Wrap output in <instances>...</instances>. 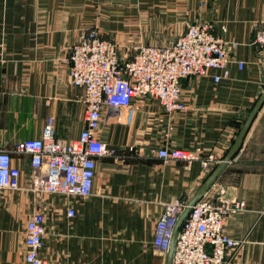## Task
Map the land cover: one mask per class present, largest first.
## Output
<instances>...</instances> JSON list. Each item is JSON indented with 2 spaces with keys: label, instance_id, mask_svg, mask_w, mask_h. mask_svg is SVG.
Instances as JSON below:
<instances>
[{
  "label": "crops",
  "instance_id": "obj_1",
  "mask_svg": "<svg viewBox=\"0 0 264 264\" xmlns=\"http://www.w3.org/2000/svg\"><path fill=\"white\" fill-rule=\"evenodd\" d=\"M202 21L236 43L228 77L215 82L210 71L182 79L186 107L170 115L147 99L128 121L105 115L99 136L117 156L97 159L91 195L37 199L26 189L28 157L12 153L21 186L0 200V264H24L23 229L38 207L45 212L40 254L47 264H167V253L152 247L157 218L166 203L194 197L264 91V50L253 42L264 24V0H0V145L7 148L38 137L49 116L57 138L78 136L84 92L68 72L70 47L83 29L114 41L124 61L138 46L170 44ZM164 144L198 159L188 167L162 159L152 148ZM209 154L220 162L203 166ZM206 193L245 202L225 220V232L244 241L229 264H264V102Z\"/></svg>",
  "mask_w": 264,
  "mask_h": 264
},
{
  "label": "built area",
  "instance_id": "obj_2",
  "mask_svg": "<svg viewBox=\"0 0 264 264\" xmlns=\"http://www.w3.org/2000/svg\"><path fill=\"white\" fill-rule=\"evenodd\" d=\"M253 42L264 50V24L255 31ZM235 47L236 43L214 33L211 22L202 21L188 24L172 43L140 45L122 61L114 41L101 37L94 28L83 29L70 47L68 78L70 84L83 89L84 126L76 138L64 141L56 137L54 119L49 116L38 137L18 140L10 148L0 145V200L5 191L21 186L22 172L14 164L12 153L28 157L26 189L37 199L48 195L88 197L92 194L97 159L117 156L99 136L103 117H112L119 123L128 121L145 99L156 102L167 115L185 109L182 79L210 71L215 82L227 78ZM236 65L241 69L244 62L237 60ZM152 152L187 167L198 159L195 152L165 144L152 148ZM200 160L203 166L220 162L212 154ZM187 204L182 198L165 204L154 226L155 251L168 252L173 228ZM244 208L241 199L214 201L205 192L190 206L180 225L171 264H229L244 241L225 232V220ZM66 214L74 216V208L69 206ZM45 228V212L35 208L23 229L24 264H47L40 254Z\"/></svg>",
  "mask_w": 264,
  "mask_h": 264
},
{
  "label": "water",
  "instance_id": "obj_3",
  "mask_svg": "<svg viewBox=\"0 0 264 264\" xmlns=\"http://www.w3.org/2000/svg\"><path fill=\"white\" fill-rule=\"evenodd\" d=\"M263 102H264V91H263L262 95L260 96V98L258 99V101L256 102V104L253 106V108H252L251 112L249 113L247 119L245 120V122H244L240 132L238 133V136H237L236 140L234 141L232 147L230 148L228 154L224 157V159L220 162V164H218L216 166V168L211 172V174L207 177L205 182L199 188L198 192L194 195V197L191 200H189L187 206L184 208L182 213L179 215V217L175 223V226L173 228V233H172V237L170 240V245H169L168 252H167V264H171V257H172V253H173L175 238H176V235L180 229V225H181L182 221L186 218V216L189 212L190 206L193 205L200 197L203 196V194L206 192V190L208 189L210 184L213 182V180L215 179V177L217 176L219 171L223 168V166L228 161H230L233 154L235 153V151L238 149L240 143L242 142L244 135H245L253 117L255 116L257 110L259 109V107L261 106V104Z\"/></svg>",
  "mask_w": 264,
  "mask_h": 264
}]
</instances>
